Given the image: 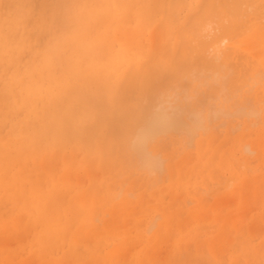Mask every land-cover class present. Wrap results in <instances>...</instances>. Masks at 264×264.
I'll return each instance as SVG.
<instances>
[{"label": "bare ground", "instance_id": "obj_1", "mask_svg": "<svg viewBox=\"0 0 264 264\" xmlns=\"http://www.w3.org/2000/svg\"><path fill=\"white\" fill-rule=\"evenodd\" d=\"M109 1L0 0V264H264V0Z\"/></svg>", "mask_w": 264, "mask_h": 264}, {"label": "rangeland", "instance_id": "obj_2", "mask_svg": "<svg viewBox=\"0 0 264 264\" xmlns=\"http://www.w3.org/2000/svg\"><path fill=\"white\" fill-rule=\"evenodd\" d=\"M113 1V2H112ZM127 1V0H126ZM128 1H130V0H128ZM128 1H127V4L130 6V5H132V4H134V1L136 2V5H135V7H137L136 8V11H135V9L132 11L131 9V11H129V12H131L132 13V15H133V17H135L136 19H134V20H136L135 22H134V24H131L130 25V23H126V24H124V22H127L126 20H128V19H126L127 17L129 18V17H131L132 15L130 14H128L127 12V10H129L128 8L126 9V6H127V4H126V2H125V0H120V2H117L116 0H110L109 2H110V5L111 6H109V4L107 5V6H104V7H106V8H104V9H102L105 13L107 12V13H114V11L113 10H115L116 9V11H115V13L112 15V16H106L108 19H109V21L108 22H106L105 24H104V22H103V24L104 25H102V27L100 28V26H98L97 27V29H96V31L94 30V33L92 32V35L93 36H90L91 38L90 39H94V40H96V42L94 43L95 45H98L99 43H103V39H104V37H105V34H106V30L108 31V33H110V31H111V35H112V33H114V35H113V37H112V39L114 38V37H116V35H115V32H118V35H123L124 33H126L128 30L130 31H132V33L133 34H131V37H125L124 39H126V40H128V39H130L131 41H128V44H132L131 42H132V40L133 39H135V37L136 36H140V38H141V33H143L144 32V29L146 28H148V25H147V27H144L143 28V30H141V28L143 27V25L145 24V23H142V24H140L141 22V20H142V22H143V18H144V20L146 19V17L144 16L143 17V15H141V13H140V16H139V18H137V16L138 15H135V13H133V12H136V14H138L139 13V11L143 8V6H144V8L143 9H145L146 8V4H139L138 3V1L139 0H131L129 3H128ZM133 1V2H132ZM150 1V0H149ZM126 4V6H125V4ZM137 4H139V5H137ZM148 4H150V2H148ZM117 5V6H116ZM122 5V7H121V9H120V6ZM134 5H132V8L134 7ZM141 5H142V7H141ZM146 5V6H145ZM128 6V7H129ZM138 6H139V8H138ZM110 7H112V9L110 8ZM118 7V8H117ZM150 8H151V6H149ZM108 8H110L111 9V11H110V9H109V11L110 12H108L107 10H108ZM122 8H124V10L125 11H123V9ZM129 8H131V6L129 7ZM120 9V10H119ZM118 11L119 12H121V13H124V15L127 13V17L125 18L126 20H122V22L123 23H121V22H119V20H117L118 19V17L120 18V13L118 14ZM142 11V10H141ZM140 11V12H141ZM145 12V11H144ZM115 14L117 15L116 16V18H115ZM143 14V13H142ZM108 15V14H107ZM144 15H145V13H144ZM146 15H148V13L146 12ZM123 16V15H122ZM121 16V17H122ZM124 17V16H123ZM106 18V19H107ZM104 19V18H103ZM113 19L115 20L116 19V21H118V23H117V25L115 26V29H114V27H113V29H112V21H113ZM131 20H133V18L131 17ZM107 21V20H106ZM116 21H114L115 23H116ZM132 22V23H133ZM111 23V24H110ZM120 23V24H119ZM100 25L102 24L101 22L99 23ZM109 25H110V28L112 29V30H110V28H109ZM115 24L113 23V26H114ZM119 25V26H118ZM124 25V26H123ZM137 25H140L139 27L140 28H137L138 26ZM142 25V26H141ZM156 24H153L152 26H155ZM105 26V27H104ZM130 26V27H129ZM150 27H151V24L149 25ZM125 27H127L126 29H124ZM134 27V28H133ZM96 28V27H95ZM108 28V29H107ZM100 29V30H99ZM122 31H121V30ZM136 29H138L139 31L137 32V30ZM145 29V31L147 32H145V36H144V33L142 34L143 35V40L144 41H146V42H144L143 40H141V41H143L144 42V44L143 43H141V44H143L145 47H139V48H141V49H139V53L138 52H136V49H134V48H132L135 44H133V46L132 45H128V46H130L131 47V49H130V47H128L127 49H128V51H129V56H132V54H135V52H136V58H142V57H144V53L146 52H149L152 48L150 47V44L148 43L149 42V40H148V38H149V34H150V32H151V30H146ZM97 30H99L98 31V33L99 34H101L102 32H104V35H103V33L99 36H96V33H97ZM118 30H120V31H118ZM134 30V31H133ZM135 30H136V33H134L135 32ZM160 33H162V35L164 34V32H163V29H161L160 28ZM120 33V34H119ZM135 34H136V36H135ZM147 34V35H146ZM109 35V34H108ZM95 36H96V39H95ZM110 36V35H109ZM111 37H110V40H112L111 39ZM145 37V38H144ZM103 38V39H102ZM132 38V39H131ZM146 38H147V40H146ZM116 38H114V40H115ZM163 39V36L161 37V39L160 40H162ZM134 41V40H133ZM138 41H139V38H137V40H136V44L138 45ZM148 41V42H147ZM116 42V44L113 46L114 48L112 49L113 51L112 52H118V51H120V49L122 48V46H121V42H124V41H121V42H119V40H117V41H115ZM135 42V41H134ZM111 43H114V42H111ZM147 43L149 44V45H147ZM149 46V47H148ZM137 47V46H136ZM112 48V47H111ZM115 49H117V50H115ZM130 49V50H129ZM134 49V50H133ZM115 50V51H114ZM121 50H123V48L121 49ZM110 51H111V49H110ZM142 51V52H141ZM143 51H144V53H143ZM109 52V51H108ZM112 52H110V53H112ZM141 53V54H140ZM143 53V54H142ZM139 54V55H138ZM142 56V57H141ZM246 126V125H245ZM231 127V125H227L226 126V128L224 127V128H222V127H220V128H218V129H221L222 131H225V132H229L230 133V136L231 137H234L235 138V142H236V138L237 137H239V136H241V134L242 133H244V128L242 129V130H240V131H238V132H234V134L235 135H232V133H233V130H232V128H230ZM261 128H264V124H261V125H259V126H256V127H252V128H250L249 130H246V133H248V134H250L251 135V133L252 132H258ZM232 132V133H231ZM239 133V134H238ZM255 133H253V134H255ZM223 137V136H222ZM240 138V137H239ZM251 138H257V135L255 136H253V137H251ZM250 137H248L246 140L248 141L249 139H251ZM245 140V141H246ZM238 141V140H237ZM239 142V141H238ZM240 143L241 142H239V143H237L236 142V146H237V149L241 146L240 145ZM180 146H181V144H178L177 145V148L179 147L180 148ZM235 146V145H234ZM178 148V149H179ZM228 148H229V146H228ZM197 148H192V149H189V150H187V151H185V152H183V153H181V155L177 158V160L178 161H180V160H182V158L184 157V155L185 154H187V153H189V154H192V155H194V156H196L197 154L195 153L197 150H196ZM236 149V148H235ZM242 149H243V147H242ZM172 150H174V149H172ZM171 150V151H172ZM194 152V153H193ZM261 155V157L259 158V156ZM246 157H248L249 158V162H250V160H251V162H250V164L254 167V168H259L258 166L259 165H261V164H264V157H263V155L260 153V152H257V153H254V154H252V153H248V154H246L245 155ZM251 157V158H250ZM188 159H190V157H188L186 160H188ZM252 162H254V163H252ZM186 163V162H185ZM187 163H189V162H187ZM256 163V164H255ZM102 164V163H101ZM254 164V165H253ZM186 165V164H185ZM117 166V165H116ZM119 167H120V165H119ZM99 171V172H98ZM57 172V171H56ZM55 172V175H57V173ZM96 172H98L99 173V175H98V177H102V179H104V178H106V177H109V174L107 173V174H102L103 172H105V169L103 168H99V169H97V171ZM100 172H102L101 173V175H100ZM106 172H107V170H106ZM188 172V171H187ZM186 172V173H187ZM178 178H180V180L179 181H177V184L175 185V188H174V190H181V188L180 187H177L178 185H180L179 183H182L181 181H189L190 179L189 178H186V177H179L178 176ZM201 181H203V180H201ZM163 184V182L162 181H160L159 183H157V185H155V188H154V190L156 189V188H160V187H162L161 185ZM170 183H169V181H166L165 182V186L166 185H169ZM164 186V185H163ZM156 191V190H155ZM170 197L167 195V194H165V200H166V202L168 203L169 201H171V198L169 199ZM159 201L157 200V201H155V204H153V206H155V207H158V204H156V203H158ZM171 207H173V205H171ZM257 208H258V206H257ZM34 228V226L33 227H31V229L33 230V232L32 233H30L31 232V229L29 228V230L28 231H26L25 233H23L22 234V236L20 237V235H16V239H17V241H16V239L13 237L12 239L10 238V239H8V240H6L5 241V243H4V245L7 247L8 245H9V248L8 249H6V253H4V255L3 256H1V258H2V260L3 261H5L6 262V260L9 258V256L10 255H13L14 256V262H15V264H25V263H27V264H29V262H30V264H34L36 261H37V263H35V264H42L43 263V261L38 257V256H33V257H31L32 255H33V252L36 250V248H34V246H32V245H34L33 244V242H29L30 241V236L32 237L31 238V241L33 240L34 241V239H35V228ZM261 228H262V230L264 231V225L263 226H261ZM30 231V232H29ZM29 232V233H28ZM26 233H28V236H27V234ZM264 233V232H263ZM26 234V235H25ZM32 234V235H31ZM19 236V237H18ZM25 236V237H24ZM18 237V238H17ZM25 238L27 239V241L25 240ZM11 240H13V241H11ZM21 240V241H20ZM25 240V241H24ZM29 240V241H28ZM20 242V243H19ZM9 243V244H8ZM10 243H11V246H10ZM32 244V245H31ZM22 245V246H21ZM13 246V247H12ZM30 246H32L33 247V249H32V247L30 248ZM11 248V250H13L11 253H10V249ZM13 248V249H12ZM15 249V250H14ZM28 249V250H27ZM32 249V250H31ZM9 251V252H8ZM164 251V252H163ZM162 252L165 254V256L167 255V252H168V249L166 248V249H163L162 250ZM227 254H228V252H226ZM55 255L57 256L56 258H62V256H64V252H58V249L56 248V253H55ZM47 256V255H46ZM74 257V255L71 253V256H69V257H66L67 259V261H71L72 259H70L71 257ZM210 257H211V255H209ZM37 257L39 258L38 260H37ZM48 258H49V256H47ZM51 257V256H50ZM75 257H77L76 255H75ZM75 257H74V259H75ZM52 258V257H51ZM51 258H49L48 260H47V262L50 264H52L53 263V261H51L50 259ZM29 259H31V260H29ZM64 259H65V256H64ZM73 259V260H74ZM77 259V258H76ZM91 258L89 257V258H86L84 261H87V260H90ZM20 260V261H19ZM36 260V261H35ZM50 260V261H49ZM254 260V259H253ZM253 260H251V261H253ZM35 261V262H34ZM75 261V260H74ZM84 261H81V262H84ZM7 262H8V260H7ZM80 262V263H81ZM253 262H255V261H253ZM47 263V264H48ZM2 264H4V263H2ZM54 264H55V262H54ZM72 264H74V262H72ZM167 264H171V263H167ZM252 264H254V263H252Z\"/></svg>", "mask_w": 264, "mask_h": 264}]
</instances>
